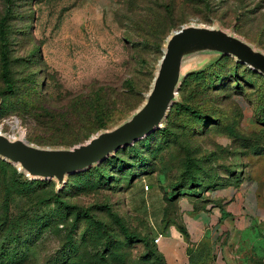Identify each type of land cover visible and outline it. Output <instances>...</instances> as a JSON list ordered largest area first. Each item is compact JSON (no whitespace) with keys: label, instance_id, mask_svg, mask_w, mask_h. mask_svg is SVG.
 <instances>
[{"label":"rangeland","instance_id":"374dc122","mask_svg":"<svg viewBox=\"0 0 264 264\" xmlns=\"http://www.w3.org/2000/svg\"><path fill=\"white\" fill-rule=\"evenodd\" d=\"M188 24L264 50V0H0V132L69 148L115 127ZM185 65L160 129L61 187L0 158V264H163L151 243L162 201L259 167L264 184V76L225 54Z\"/></svg>","mask_w":264,"mask_h":264},{"label":"water","instance_id":"95a60500","mask_svg":"<svg viewBox=\"0 0 264 264\" xmlns=\"http://www.w3.org/2000/svg\"><path fill=\"white\" fill-rule=\"evenodd\" d=\"M199 53L230 55L264 76V50L218 26L183 25L167 36L144 102L121 123L69 148L41 147L0 132V158L30 178L55 179L61 187L67 175L88 169L160 129L188 72L186 59Z\"/></svg>","mask_w":264,"mask_h":264},{"label":"crops","instance_id":"0c3cea01","mask_svg":"<svg viewBox=\"0 0 264 264\" xmlns=\"http://www.w3.org/2000/svg\"><path fill=\"white\" fill-rule=\"evenodd\" d=\"M261 171L242 182L207 185L200 198L184 192L188 197L162 201L152 232L161 234L155 247L163 264H264Z\"/></svg>","mask_w":264,"mask_h":264},{"label":"trees","instance_id":"16d2710c","mask_svg":"<svg viewBox=\"0 0 264 264\" xmlns=\"http://www.w3.org/2000/svg\"><path fill=\"white\" fill-rule=\"evenodd\" d=\"M249 68H250V67H249ZM250 69H251V68H250ZM251 70H252V69H251ZM252 71H254V70H252ZM254 72H256V71H254ZM257 73H258V72H257ZM259 74H260V73H259ZM16 127L19 128V127H18V124H13V128H16ZM18 131H19V134L22 135L21 132H20V129H18ZM137 141H138V140H137ZM134 143H135V142H134ZM134 143H133V144H134ZM133 144H132V145H133ZM129 146H130V145H129ZM119 149H120V148H119ZM109 157H110V156H108L107 158H109ZM107 158H105L104 160H106ZM104 160H102L101 162H103ZM101 162H100V163H101ZM98 164H99V163H98ZM98 164H96V165H94V166H91V167H95V166H97ZM91 167H89L88 169H90ZM88 169H85V170H82V171H86V170H88ZM79 172H81V171H79ZM189 180H192V178L190 177ZM181 187L184 188V186H181ZM172 189L176 190L177 188L174 186ZM180 193H184V192H179V194H180ZM173 194H174V193H173ZM174 197H176V196L174 195V196H170V197H168V198H169V199H173ZM151 243H152L153 245H156L155 243H153V236H152V241H151ZM161 258H162V257H161Z\"/></svg>","mask_w":264,"mask_h":264},{"label":"built area","instance_id":"2783aa9c","mask_svg":"<svg viewBox=\"0 0 264 264\" xmlns=\"http://www.w3.org/2000/svg\"><path fill=\"white\" fill-rule=\"evenodd\" d=\"M161 239V234H157L155 237H153V243L158 244Z\"/></svg>","mask_w":264,"mask_h":264},{"label":"bare ground","instance_id":"6f19581e","mask_svg":"<svg viewBox=\"0 0 264 264\" xmlns=\"http://www.w3.org/2000/svg\"><path fill=\"white\" fill-rule=\"evenodd\" d=\"M19 137H22V136H19Z\"/></svg>","mask_w":264,"mask_h":264}]
</instances>
